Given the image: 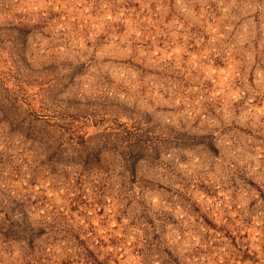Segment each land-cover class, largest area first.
I'll list each match as a JSON object with an SVG mask.
<instances>
[{
    "label": "clouds",
    "instance_id": "9594fccd",
    "mask_svg": "<svg viewBox=\"0 0 264 264\" xmlns=\"http://www.w3.org/2000/svg\"><path fill=\"white\" fill-rule=\"evenodd\" d=\"M0 264H264V0H0Z\"/></svg>",
    "mask_w": 264,
    "mask_h": 264
}]
</instances>
